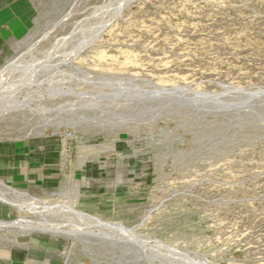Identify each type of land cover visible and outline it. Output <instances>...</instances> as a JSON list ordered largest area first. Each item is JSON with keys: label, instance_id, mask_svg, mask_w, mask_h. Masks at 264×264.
<instances>
[{"label": "rangeland", "instance_id": "1", "mask_svg": "<svg viewBox=\"0 0 264 264\" xmlns=\"http://www.w3.org/2000/svg\"><path fill=\"white\" fill-rule=\"evenodd\" d=\"M30 155L66 162L34 181ZM13 251L264 264V0H0V264Z\"/></svg>", "mask_w": 264, "mask_h": 264}, {"label": "crops", "instance_id": "2", "mask_svg": "<svg viewBox=\"0 0 264 264\" xmlns=\"http://www.w3.org/2000/svg\"><path fill=\"white\" fill-rule=\"evenodd\" d=\"M52 165L59 166L62 168L63 165L61 162V157L55 160L54 162H49L47 160H44V158H33L30 155L29 166L31 168V172L29 174V179L34 181L53 179L54 177L53 171L56 169H53L51 167ZM10 259L14 263H22V264H60L58 262H55V260L53 259H46V260L33 259L32 257H29L28 255L17 251H13L11 253Z\"/></svg>", "mask_w": 264, "mask_h": 264}, {"label": "bare ground", "instance_id": "3", "mask_svg": "<svg viewBox=\"0 0 264 264\" xmlns=\"http://www.w3.org/2000/svg\"><path fill=\"white\" fill-rule=\"evenodd\" d=\"M10 81V80H9ZM9 84V83H8ZM12 94V93H11ZM76 123V122H75ZM78 123V122H77ZM36 130V129H35ZM59 130V129H58ZM57 131V130H56ZM55 131V132H56ZM44 134V133H43ZM42 134V135H43ZM61 161L65 164V162H66V157H64V158H61ZM5 189H8L7 187L5 188ZM9 190H10V192L12 193V195H14V197L15 198H23V200H25V202L29 205V206H36L37 204L38 205H41L40 204V200L37 198V197H35L34 195H32V193L30 194V193H28V192H26V191H23V190H20V189H17V188H12V187H10L9 188ZM53 194V193H52ZM20 199H19V201H20ZM18 200V199H17ZM16 201V200H15ZM22 202H24V201H22ZM42 203V202H41ZM8 204V206H11V207H17L18 206V204H16V205H14L12 202H8L7 203ZM32 209V208H31ZM34 209H35V207H34ZM90 218V217H89ZM48 224V223H47ZM43 225V224H42ZM26 227H28V226H26ZM25 227V228H26ZM42 227V226H41ZM44 228H46V227H44ZM29 229V228H28ZM28 229H26V230H28ZM32 229H33V227H32ZM41 229V228H40ZM92 229V224H90V223H88V225H87V231L88 232H90V230ZM30 230V229H29ZM42 230V229H41ZM51 230H52V228H51ZM32 232V231H31ZM28 233V232H27ZM29 234V233H28ZM42 234H47V235H49L51 238H55V239H59V238H66V239H73L74 237V234H69V233H59V232H55V233H52V234H48V233H42ZM90 234V233H89ZM16 243V242H15ZM28 249H30L29 247H28Z\"/></svg>", "mask_w": 264, "mask_h": 264}]
</instances>
